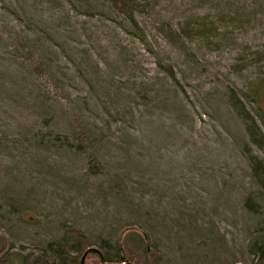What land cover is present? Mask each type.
Instances as JSON below:
<instances>
[{
  "label": "rangeland",
  "instance_id": "obj_1",
  "mask_svg": "<svg viewBox=\"0 0 264 264\" xmlns=\"http://www.w3.org/2000/svg\"><path fill=\"white\" fill-rule=\"evenodd\" d=\"M113 3L0 0V264L66 229L133 264H253L264 155L232 103L264 135V0H147L136 27Z\"/></svg>",
  "mask_w": 264,
  "mask_h": 264
},
{
  "label": "trees",
  "instance_id": "obj_2",
  "mask_svg": "<svg viewBox=\"0 0 264 264\" xmlns=\"http://www.w3.org/2000/svg\"><path fill=\"white\" fill-rule=\"evenodd\" d=\"M147 0H117L118 4L113 3L115 7H118L120 12L124 14V17L132 23L134 27L137 23L134 19L135 11H141ZM201 26L197 27V31H201ZM185 30L189 33L188 27ZM164 32L170 43L179 49L185 48V42L183 40V34L176 32L171 28H164ZM233 108H237L234 105H238V112L240 119L246 124V131L252 143H254L259 149L262 150L264 155V135L260 131L253 117L244 111L240 101L234 99ZM242 111V112H241ZM251 171L257 178L260 186H264V160L260 161L257 158L251 159ZM244 205L247 210L256 212L257 206L250 197V195L244 198ZM260 234L264 238V228L259 230ZM258 240V237H254L248 245V251L253 256V264H264V242L263 239ZM88 247L85 237L73 229H66L64 231L63 241L61 243L48 242L46 247L41 251V254L37 256V262H33L27 256L24 257L22 264H80L79 258L82 252ZM71 250L75 251L73 256L69 255ZM101 261L104 262H117L121 263V256L119 254H110L109 252L100 254Z\"/></svg>",
  "mask_w": 264,
  "mask_h": 264
},
{
  "label": "flooded vegetation",
  "instance_id": "obj_3",
  "mask_svg": "<svg viewBox=\"0 0 264 264\" xmlns=\"http://www.w3.org/2000/svg\"><path fill=\"white\" fill-rule=\"evenodd\" d=\"M89 248H93V247H87V248L82 252V254H83V253L86 251V254H85V256H84V259H85V257H86V255H87L88 252H93L94 254H97V255H98L99 264H103L104 261H101V257H100V253H99V251H98L97 249H96V251L88 250ZM146 249H147V247H146ZM82 254H81V256H82ZM81 256H80V257H81ZM84 259H83V264H84ZM122 262H124L125 264H133V263H131V262H129V261H122ZM79 263H80V258H79ZM108 263L119 264V263H116V262H108Z\"/></svg>",
  "mask_w": 264,
  "mask_h": 264
},
{
  "label": "water",
  "instance_id": "obj_4",
  "mask_svg": "<svg viewBox=\"0 0 264 264\" xmlns=\"http://www.w3.org/2000/svg\"><path fill=\"white\" fill-rule=\"evenodd\" d=\"M88 250L96 251L95 248H89ZM85 254H86V251L80 257V264H83V259H84ZM103 264H112V263L104 262ZM119 264H125V263L124 262H121Z\"/></svg>",
  "mask_w": 264,
  "mask_h": 264
}]
</instances>
